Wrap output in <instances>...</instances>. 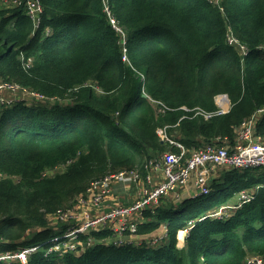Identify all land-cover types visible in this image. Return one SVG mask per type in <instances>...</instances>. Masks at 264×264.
I'll return each instance as SVG.
<instances>
[{
  "label": "trees",
  "instance_id": "trees-1",
  "mask_svg": "<svg viewBox=\"0 0 264 264\" xmlns=\"http://www.w3.org/2000/svg\"><path fill=\"white\" fill-rule=\"evenodd\" d=\"M40 1L38 27L24 5L0 7V81L47 100L0 98V256L36 248L27 264L264 259V169L217 170L209 195L178 204L163 198L143 213L133 243L116 244L111 229L93 231L79 238H92L91 246L48 254L81 223L63 222L59 213L80 206L73 201L92 182L143 170L171 146L158 129L167 127L169 138L176 132L190 155L220 137L234 142L242 122L264 108V0H109L128 62L103 0ZM229 37L248 49L245 58ZM219 95L229 97L227 114L195 116L196 108L215 112ZM260 116L256 131L264 139ZM243 190L255 191L254 200L228 217H211Z\"/></svg>",
  "mask_w": 264,
  "mask_h": 264
},
{
  "label": "built area",
  "instance_id": "built-area-1",
  "mask_svg": "<svg viewBox=\"0 0 264 264\" xmlns=\"http://www.w3.org/2000/svg\"><path fill=\"white\" fill-rule=\"evenodd\" d=\"M14 1L16 6L24 5L27 15L33 20L35 26H38L43 14V7L40 0H6ZM220 0H214L217 3ZM112 26L119 32L124 41L123 61L128 62L127 47H125L126 37L123 31L117 26L116 21L112 20ZM229 43L239 45V42L233 37H229ZM242 50L244 48L240 46ZM3 90L9 88L15 92H19L17 85H6ZM41 97V96H40ZM223 97V98H221ZM216 98L218 109L215 112H207L196 108L195 116H202L206 120H210L216 116H222L229 112L230 102L226 96ZM3 103L7 100L1 97ZM152 104H159L151 97H147ZM42 99V98H40ZM219 99V100H218ZM8 102V101H7ZM186 112L193 110L183 108ZM259 115H264V108L259 110L253 117L242 122L237 129V136L234 142L228 138H217L205 148L188 154L185 147L170 138L166 134L167 127L159 132L162 142L176 146L178 152H169L160 157L152 159L144 166L146 172L145 184L140 191L138 198L130 205H119L111 208L104 214H97L93 217L92 212L88 209L99 206L108 196L110 189L119 182L131 179L138 183L141 181V172L120 171L115 174L104 177L101 180L92 182L87 190L79 198L82 212L77 213L74 208L68 209L66 212L59 213V218L63 222L80 221L78 225L71 226L66 234L53 241V246L48 250V254L52 252L66 253L69 251L77 252L78 247L85 248L91 246L94 240L88 239V242L79 241L81 235L91 234L93 231L112 230L115 233L116 244H124L128 241L129 236L137 235L138 224L143 220V213L147 210L157 208L163 198L170 195L176 197V202H181L188 198H197L209 195L211 190V182L214 180L216 171L230 170H250L264 169V140L257 135L256 122ZM162 133L164 135H162ZM131 182V181H130ZM182 190V193H180ZM254 192L251 190H243L239 193L238 203L220 208L213 217H228L231 211L238 210L244 204L254 200ZM187 197V198H185ZM83 216L81 217L80 215ZM179 239L184 240L188 235V230L180 232ZM131 238V237H130ZM64 239V242H60ZM142 242V241H140ZM157 243V239L152 241ZM36 248L22 249L15 253H7L0 256V262L12 263L19 261L27 264L29 256L36 252ZM255 261L254 263H251ZM246 264H264L261 257H251L246 259Z\"/></svg>",
  "mask_w": 264,
  "mask_h": 264
},
{
  "label": "crops",
  "instance_id": "crops-1",
  "mask_svg": "<svg viewBox=\"0 0 264 264\" xmlns=\"http://www.w3.org/2000/svg\"><path fill=\"white\" fill-rule=\"evenodd\" d=\"M260 117L261 116L259 115L258 119H260ZM166 153H169V152H163L157 157H160ZM218 171H219V169H218ZM238 171H241V170H238ZM245 171H247V170H245ZM144 182H145L144 176H142V179L139 183H135L131 179L119 182L118 184L114 185L110 189L108 196L99 206H96L94 208L91 206L88 209V211L92 212L91 216L95 217V216H97V214L102 215V214L108 212L111 208L115 207L116 205L117 206H119V205H130L131 203H133L138 198L140 191L142 190V187L144 186ZM185 198H187V197H185ZM174 202L177 204L179 203L176 201H174ZM130 237H132V236L128 237V241L133 243V241L131 240ZM179 237H180V235H179ZM184 243L185 242L181 237V239L178 240L179 247H184Z\"/></svg>",
  "mask_w": 264,
  "mask_h": 264
},
{
  "label": "rangeland",
  "instance_id": "rangeland-1",
  "mask_svg": "<svg viewBox=\"0 0 264 264\" xmlns=\"http://www.w3.org/2000/svg\"><path fill=\"white\" fill-rule=\"evenodd\" d=\"M104 1V3H105V6L106 7H104V11H105V13H106V15H107V17H108V20H109V23L111 24L112 23V20H114L115 21V19H114V16H113V14H112V11H111V8L109 7V0H103ZM0 7H3V8H14V7H18V6H16L15 5V3H14V1H9V2H7L6 0H0ZM112 25V24H111ZM121 47L124 49V41H121ZM125 47H126V43H125ZM6 85H11V84H7V83H3V81H0V95L1 94H3V92H2V90H3V88H5L4 86H6ZM19 87V91H20V93L17 91V92H15V91H13V90H9V88H7L6 89V91H5V94H4V96H5V98H7V99H9L8 100V102H6V103H8V104H11V103H18L17 101H20V100H36V99H38V98H41V97H39L38 95H36V94H34V93H32V92H29L28 90H25V89H23V88H21L20 86H18ZM221 96H225V95H219V96H217L216 98H219V97H221ZM221 98H223V97H221ZM219 100V99H218ZM153 105H155V104H153ZM156 106H157V104H156ZM231 106V105H230ZM159 130L160 129H158V133H159ZM166 134H167V132H166ZM162 135H164L163 133H162ZM175 136H177V133L176 132H172V137L170 138V139H172V140H174V141H176V142H178L177 140H175V138H173V137H175ZM169 138V137H168ZM172 146L173 145H171V146H167L166 147V150H165V152H173V151H175V150H172ZM161 153H158L157 154V156L158 155H160ZM156 156V157H157ZM153 159H155V158H153ZM63 170V168L61 169V170H58V171H62ZM138 170V169H137ZM180 193H182V190H180ZM82 196V194L81 195H79L78 196V198H76L77 199V201H73V203H74V205L73 206H75L77 203H78V199L80 198ZM167 199H172L173 201H175L176 200V197H174V196H172V195H170V196H168V197H166ZM72 203V204H73ZM71 204V205H72ZM70 205V206H71ZM69 206V207H70ZM75 210H78V212L80 211V212H82V207L81 206H77V208L75 209ZM81 217L83 216V214L82 215H80ZM51 225H55L53 222L50 224V226ZM149 236H151V235H149ZM112 239H113V241H117L118 239H116V238H114V237H112ZM247 257H249V256H247ZM246 257V258H247ZM245 258V259H246ZM255 261H252L251 263H254Z\"/></svg>",
  "mask_w": 264,
  "mask_h": 264
},
{
  "label": "clouds",
  "instance_id": "clouds-1",
  "mask_svg": "<svg viewBox=\"0 0 264 264\" xmlns=\"http://www.w3.org/2000/svg\"><path fill=\"white\" fill-rule=\"evenodd\" d=\"M39 26V25H38ZM37 26V27H38ZM230 44V43H229ZM232 45H235V44H232ZM238 47H239V51H240V53H241V55L245 58L247 55H248V49L247 48H245V47H243L244 48V50H242L241 49V45H240V43H239V45H237ZM122 51H123V48H122ZM142 80L144 81L145 80V78L142 76ZM228 99H229V97L227 96V95H225ZM5 100H9V99H5ZM6 101V102H7ZM21 101V100H20ZM47 100H45L44 98H42V99H40V102H46ZM17 102H19V101H17ZM229 102H230V100H229ZM8 104V103H7ZM230 104H231V102H230ZM217 105V104H216ZM230 108H231V106H230ZM182 110H183V108H182ZM240 127V126H239ZM236 135H237V132H236ZM165 143V142H164ZM149 162V161H148ZM147 162V163H148ZM146 163V164H147ZM144 168V167H143ZM135 170H137V169H135ZM140 172H141V179H142V176H144V178L146 177V172L144 171V169L143 170H140V169H138ZM251 170V169H250ZM261 170V169H260ZM124 171V170H123ZM127 171H134V170H127ZM120 172V171H119ZM217 172V171H216ZM118 173V172H117ZM115 174V173H114ZM109 176V175H108ZM140 182V181H139ZM138 182V183H139ZM144 184H145V182H144ZM264 187V186H263ZM210 190H211V187H210ZM84 194V193H83ZM207 196V195H206ZM239 198V197H238ZM184 201V200H183ZM182 202V201H181ZM181 202H179V203H181ZM238 203V200H237V202L235 203V204H237ZM132 204V203H131ZM230 205H234V204H230ZM228 206V205H227ZM211 217H213L212 215H211ZM213 218H217V217H213ZM220 218H222V217H220ZM181 232V231H180ZM180 232H179V234H180ZM179 234H178V240H179ZM186 239V238H185ZM185 239H184V242H185ZM137 244H141L142 242H140V241H135ZM134 242V243H135ZM179 246V245H178ZM248 258V257H247ZM246 258V259H247ZM246 259L244 260V264H246Z\"/></svg>",
  "mask_w": 264,
  "mask_h": 264
}]
</instances>
